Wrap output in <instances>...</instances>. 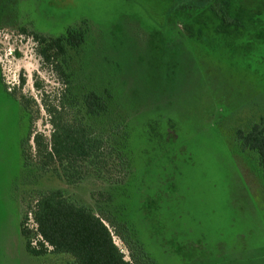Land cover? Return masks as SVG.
<instances>
[{
  "label": "rangeland",
  "instance_id": "rangeland-1",
  "mask_svg": "<svg viewBox=\"0 0 264 264\" xmlns=\"http://www.w3.org/2000/svg\"><path fill=\"white\" fill-rule=\"evenodd\" d=\"M82 21V77L108 68L123 111L139 117L128 206L146 251L156 264H264V173L235 137L264 129V0H0V264H61L31 256L20 234L30 191L54 185L25 166L20 101L48 140L44 103L59 84L30 34ZM94 188L67 191L90 203Z\"/></svg>",
  "mask_w": 264,
  "mask_h": 264
},
{
  "label": "trees",
  "instance_id": "trees-1",
  "mask_svg": "<svg viewBox=\"0 0 264 264\" xmlns=\"http://www.w3.org/2000/svg\"><path fill=\"white\" fill-rule=\"evenodd\" d=\"M222 23L229 27L233 22L223 18ZM90 32L91 24L82 21L56 36L30 34L42 61L56 76L59 90L52 104L44 103L52 127L48 140L31 132L28 101L19 100L29 115L22 145L25 166L54 183L30 191L20 234L31 256L54 255L61 257V264H156L138 236L128 206L136 188L139 192L135 182L140 168L130 134L132 121L139 117L123 111L122 93L113 89L115 77L108 68H99L97 79L90 73L82 77L77 61ZM235 137L240 147L257 156L264 173L261 124L245 132L238 129ZM87 182L95 187L90 203L67 191ZM114 238L125 247L128 259Z\"/></svg>",
  "mask_w": 264,
  "mask_h": 264
}]
</instances>
